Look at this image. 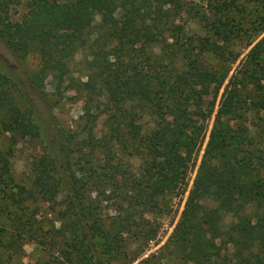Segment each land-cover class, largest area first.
Returning <instances> with one entry per match:
<instances>
[{"label":"trees","instance_id":"16d2710c","mask_svg":"<svg viewBox=\"0 0 264 264\" xmlns=\"http://www.w3.org/2000/svg\"><path fill=\"white\" fill-rule=\"evenodd\" d=\"M12 1L5 0L3 6ZM112 1L27 0L21 21L12 22L9 16L0 20V39L16 59L31 51L38 55L39 70L28 79L33 91L46 75L61 79L76 51L90 50L84 85L92 92L99 87L107 96L103 148L116 145L142 158L139 176L131 182L139 217L183 184L200 134L191 123V111L211 117L212 106L203 113L205 96L209 89L217 94L226 82L223 104L180 218L156 260L152 255L143 263L264 264V125H252L246 117L249 111H264V36L255 42L264 33V0H207L203 10L189 0H117V15L107 6ZM96 16L100 23L92 33ZM190 23L201 33L188 34ZM152 43L162 44L156 58L148 51ZM238 47L251 48L228 77L240 56ZM21 82L0 64V135H10L13 143L36 140L41 153L27 190L14 183L11 173L14 144L0 151V250L19 252L22 232L32 223L31 217L22 221L24 214H16L17 228L4 243V211L21 210L26 202L54 204L62 193L70 220L58 233L68 263L131 264L139 258V253L130 255L127 243L136 221L99 217L95 206L86 202L90 187L84 175L74 170L73 154L78 153L76 163L83 160L89 166L85 172L95 177L88 158L100 141L87 136L73 144L61 134L50 137L35 119V107ZM143 112L155 117L153 129L141 125ZM167 116L172 117L168 124ZM109 166L107 177L112 179L118 166ZM137 234L152 240L156 231L147 227Z\"/></svg>","mask_w":264,"mask_h":264},{"label":"rangeland","instance_id":"374dc122","mask_svg":"<svg viewBox=\"0 0 264 264\" xmlns=\"http://www.w3.org/2000/svg\"><path fill=\"white\" fill-rule=\"evenodd\" d=\"M4 1L0 0V20L2 21L5 16H9L12 22L21 21L27 10V0H13L8 7L3 6ZM189 1L192 7L200 8V10L205 9L207 5V0ZM118 5L119 2L116 0L110 2L107 6L117 15L120 12ZM183 17L184 20H188L185 15ZM99 23L100 18L96 16L94 28L91 30L92 33L97 30ZM186 32L188 34L201 33L197 26L191 23L187 25ZM263 36L264 33L255 42ZM161 47V43H152L148 47V51L153 58H156L161 54ZM251 47L237 48L240 56L231 65L228 77L241 66ZM89 52L90 50L85 48L76 51L67 60V70L61 79L46 75L44 78L37 80L38 83L36 84L39 88L33 91L28 86V79L39 70L38 55L35 51H31L22 60L16 59L0 39V64L6 66L14 77L22 81L21 87L28 91L35 107V119L44 129H47L48 135L53 137L56 134H61L70 141L72 139L73 144H80L87 136H91L94 141H100L99 146L93 148L92 153L90 152L92 158H88L94 166L95 177L92 175L93 172H85V169L89 166L83 160L76 163L78 153L73 154V161L76 163H74L75 172L78 176L84 175V181L90 187V190H87L86 202L95 206L97 213L100 215L99 217L107 222L114 220L121 222L125 218H130L131 222L135 220L137 227L131 228L127 243L130 255L134 256L135 253H139V258L131 264H144L143 261L151 258L152 255H155L152 259L155 261L159 256L160 248L168 241L180 218L198 166L204 155L215 115L223 104L222 94L226 82L217 94L209 89L208 95L205 96L203 113H207L206 107L212 106L213 114L211 117L199 116L196 114L197 112L191 111V123L200 134L198 146L189 163L187 177L183 184L173 193L160 198L157 202L158 205L152 208L150 212H143L139 217L141 208L138 205V198L131 182L139 176L142 158L135 154L131 155L126 150L124 152L116 145L103 148V138H106L108 133L106 126V119L109 114L107 96L104 94V90L99 87H96L92 92L84 85L87 82L86 59H91L88 56ZM14 94L20 98L18 91H14ZM21 101L25 106L28 104L26 99ZM21 101L17 100V102ZM229 108L230 106H228ZM136 113H141V111ZM246 117L247 122L252 125H255V123L264 125V111L262 110L258 113L249 111ZM171 120L172 117L170 116L164 117L166 124L170 123ZM140 123L146 130L153 129L156 126V119L154 116L151 115L150 117L146 112H143L140 116ZM15 142L11 141V136L8 134L0 135V151H7L14 144L11 157V173L14 183L30 190L33 180V163L41 153L40 145L38 141L29 138L16 139ZM84 151L89 154V148L86 147ZM109 164L118 166V172L112 179L111 176L107 177ZM99 174L101 175L99 179H102L101 183H98L96 178ZM4 212L2 216L5 219L7 215V220L5 219L6 223L3 225L8 231L2 237L4 243H9L11 240L10 234L12 235L17 228L15 225L17 216L24 214L22 221L31 217L32 223L26 225L25 231L22 232L23 238L18 243L19 252L14 253L5 248L0 250V264H69L61 253L62 249H66V244L63 236L58 233L59 230L66 228L65 226L70 220L62 193L58 194L54 204L26 202L21 205V210L9 207V210ZM15 216L16 218H14ZM147 227L156 231L152 240H147L148 236L146 235L143 236L145 238H141L139 234L134 235L140 229ZM126 235L127 233H123V237ZM101 259L105 258L101 257ZM72 263L76 264L75 259Z\"/></svg>","mask_w":264,"mask_h":264}]
</instances>
